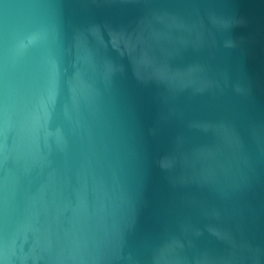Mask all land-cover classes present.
Returning <instances> with one entry per match:
<instances>
[{"label":"water","instance_id":"1","mask_svg":"<svg viewBox=\"0 0 264 264\" xmlns=\"http://www.w3.org/2000/svg\"><path fill=\"white\" fill-rule=\"evenodd\" d=\"M0 264H264V0H0Z\"/></svg>","mask_w":264,"mask_h":264}]
</instances>
